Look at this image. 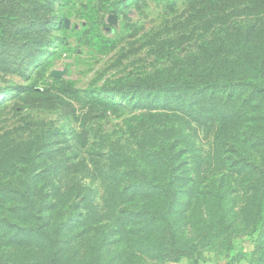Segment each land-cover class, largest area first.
<instances>
[{"label":"rangeland","instance_id":"374dc122","mask_svg":"<svg viewBox=\"0 0 264 264\" xmlns=\"http://www.w3.org/2000/svg\"><path fill=\"white\" fill-rule=\"evenodd\" d=\"M0 264H264V0H0Z\"/></svg>","mask_w":264,"mask_h":264},{"label":"trees","instance_id":"16d2710c","mask_svg":"<svg viewBox=\"0 0 264 264\" xmlns=\"http://www.w3.org/2000/svg\"><path fill=\"white\" fill-rule=\"evenodd\" d=\"M191 76L194 79L196 78L205 79V81H207L209 78V77L203 76L201 72H196V71H194L191 74ZM47 77L51 78L52 80H57L58 78L54 76L52 73H49ZM191 81H189L188 83H190ZM181 85H183L181 84V82L171 81L170 79L155 82L150 79L140 78L133 82H126V83L115 85L112 88H108L106 92L119 93V94H123L126 91L145 92V91H150V90H160V89H165V88L179 87ZM220 87H225V86H220Z\"/></svg>","mask_w":264,"mask_h":264},{"label":"water","instance_id":"95a60500","mask_svg":"<svg viewBox=\"0 0 264 264\" xmlns=\"http://www.w3.org/2000/svg\"><path fill=\"white\" fill-rule=\"evenodd\" d=\"M52 73L56 77H61L62 76V73L60 71H57V70L53 71Z\"/></svg>","mask_w":264,"mask_h":264}]
</instances>
